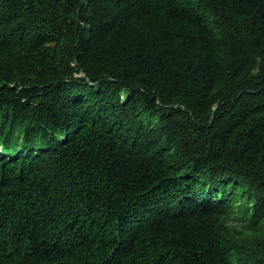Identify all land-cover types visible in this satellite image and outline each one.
<instances>
[{
	"label": "trees",
	"instance_id": "16d2710c",
	"mask_svg": "<svg viewBox=\"0 0 264 264\" xmlns=\"http://www.w3.org/2000/svg\"><path fill=\"white\" fill-rule=\"evenodd\" d=\"M0 264H264V0H0Z\"/></svg>",
	"mask_w": 264,
	"mask_h": 264
}]
</instances>
